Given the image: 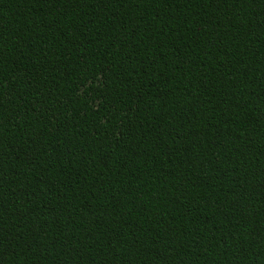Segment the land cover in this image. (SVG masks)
Instances as JSON below:
<instances>
[{"label": "trees", "instance_id": "trees-1", "mask_svg": "<svg viewBox=\"0 0 264 264\" xmlns=\"http://www.w3.org/2000/svg\"><path fill=\"white\" fill-rule=\"evenodd\" d=\"M0 264H264V0H0Z\"/></svg>", "mask_w": 264, "mask_h": 264}]
</instances>
